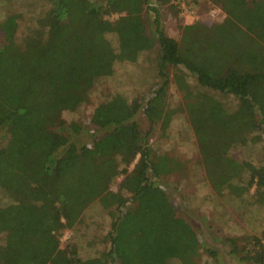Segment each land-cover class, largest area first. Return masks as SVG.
I'll use <instances>...</instances> for the list:
<instances>
[{"label":"trees","instance_id":"16d2710c","mask_svg":"<svg viewBox=\"0 0 264 264\" xmlns=\"http://www.w3.org/2000/svg\"><path fill=\"white\" fill-rule=\"evenodd\" d=\"M206 1L223 19L183 25L178 39L165 33L159 12L175 0H49L19 37L17 15L0 23V129L9 137L0 141V264H197L196 232L160 183L183 165L149 143L173 113L171 78L211 191L238 202L253 192L264 205V0ZM145 11L155 40L146 41ZM154 46L159 83L151 96L98 105L92 123L102 133L78 147L82 125L64 112L86 103L116 63ZM140 110L148 129L135 121ZM250 144L260 146V163L231 156ZM94 202L109 210L110 229L104 249L82 259L60 241ZM225 242L238 261L264 264V233Z\"/></svg>","mask_w":264,"mask_h":264},{"label":"rangeland","instance_id":"374dc122","mask_svg":"<svg viewBox=\"0 0 264 264\" xmlns=\"http://www.w3.org/2000/svg\"><path fill=\"white\" fill-rule=\"evenodd\" d=\"M172 8H160L161 24L165 33L172 38H179L181 26L193 22H219L224 15L218 7L206 0H175ZM151 5L156 6L152 1ZM49 0H0V23L11 15H17L18 32L22 35L31 24L34 15L45 10ZM117 15L109 20L113 21ZM145 37L155 40L153 16L151 12L143 13ZM117 49V37H107ZM3 35L0 31V42ZM144 42V41H143ZM155 47V46H154ZM156 47L152 50L132 56L129 60L115 64L114 73L110 78L99 81L90 93L88 101L74 112H64L63 118L82 125L79 136L74 138L78 147L90 145L102 133L92 123L94 109L114 96H122L128 102L138 100L143 103L156 89L159 79L157 74ZM182 96L174 83L169 86L168 107L173 110L165 130L157 125L153 127L149 143L158 153H166L180 161L183 170L165 177L160 183L161 188L169 197L177 215L186 220L196 232L199 245L197 264H244L229 254L226 238L245 235L261 236L264 233V205L253 202L250 195L243 202L234 201L231 197L221 198L214 194L204 175L200 164L195 138L183 114ZM140 126L148 129L142 110L135 116ZM264 131V130H263ZM9 137L4 129H0V141L5 145ZM264 139V134H263ZM236 160H250L255 163L262 161L260 146L248 145L231 152ZM122 176H118L111 186L113 192L118 191ZM109 210L102 208L99 202L91 204L83 213L82 219L73 229L64 230L61 247L74 244L82 259L94 257L104 249L103 238L110 229ZM4 236L0 234V241ZM211 251L214 255L208 254ZM114 264H119L115 262ZM168 264H181L172 259Z\"/></svg>","mask_w":264,"mask_h":264}]
</instances>
